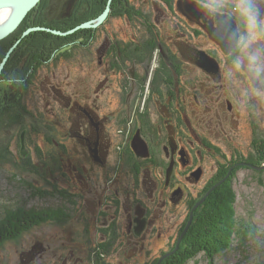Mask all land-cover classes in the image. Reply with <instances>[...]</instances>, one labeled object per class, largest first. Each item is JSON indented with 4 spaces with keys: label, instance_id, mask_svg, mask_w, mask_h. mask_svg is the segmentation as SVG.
Listing matches in <instances>:
<instances>
[{
    "label": "rangeland",
    "instance_id": "obj_1",
    "mask_svg": "<svg viewBox=\"0 0 264 264\" xmlns=\"http://www.w3.org/2000/svg\"><path fill=\"white\" fill-rule=\"evenodd\" d=\"M210 1L214 2L213 0ZM215 1H224L228 7L231 5L234 13L232 18H226L224 29H220V36L225 39V42L223 41L225 44L222 46L228 43L226 47H234L232 41L236 39L237 35L241 36L243 43L241 52L236 56L233 70L224 68L222 71L221 84L224 86L223 89L218 88L217 91L223 93L225 97H232L233 101L239 104L240 117L237 118L235 114L234 121H232L229 118V113L227 112L225 115L221 110H218L219 115H221L217 116L211 101L208 100L207 104L211 111H202L201 120H204L203 123L207 122L209 128L207 125L203 126L204 128L199 126L194 133L198 137L202 136L209 140L213 146L224 149L226 153L223 155L227 159L232 156H230L229 150L233 148L243 154L245 158H249L247 161L250 164L233 168L230 174L227 164L224 173L221 175L222 179L215 180V185L207 196L232 176V188L235 193V218L240 227L244 225L254 226L257 229V236L249 240L244 246H238L234 242L232 248L218 255L213 263H210L203 254H199L187 264H264V168H262L264 162L262 166H253L251 161L255 160L256 156L254 157L253 153L249 152L252 126L256 128L258 133L257 151L259 146L263 147L264 143V79L260 76V71H264L261 62L264 60V44L262 49L257 45L262 39L264 41V37L261 38L257 32L254 13L249 2H236L235 4L234 2L230 3L232 0ZM96 2V0H40L38 5L29 12V18L32 22L35 20L34 15L37 16L36 22L30 25L31 21L28 23L29 19L27 20L26 17L10 37L17 40L21 38L20 45L23 39L33 33L22 36L29 28L46 27L49 24L62 23V21L71 18L76 19V21L82 20V23L79 22L70 30L87 23L95 24L96 27L92 25L78 30L96 29L106 23L103 28L106 29L109 36L112 35L113 30L115 32L121 30L122 34L125 30L129 31L121 20L109 18L112 0L110 2L107 0L99 6L96 5ZM85 4H87V8L84 6ZM178 7L186 18L195 17L204 12L201 3L197 0H178ZM104 13L106 16L102 19L101 16ZM241 22L245 24L241 26ZM67 31H63V33ZM44 48L48 51L51 50V47L48 46H44L43 50H45ZM95 48L94 44L91 47L81 46L79 42L75 50L73 46H65L61 52L67 51L68 54L60 56L58 59H50L37 66L33 72L27 71L24 74V78L27 77V84L24 86L26 91L22 98L25 109L23 124L30 131L28 138L26 130L20 132L12 126H1V120H5L9 115L15 117L17 113L15 108L11 106V99H5L8 106L0 109V150L3 149L1 148L3 146L4 149H8L9 154L0 156V217L6 207L24 206L34 210L53 209L50 211L57 212L56 218H59L58 216L62 213L58 211L63 209L62 206L65 203L68 209L72 207L64 199L72 193L84 195L82 212L87 217L93 216L91 215L93 212V217L97 220L101 218L98 217L100 211L106 217L115 213L114 204L108 209L104 207V199L113 197L117 189L127 187V183L121 179L116 183V180H113L115 177L113 170H111L112 177H106L107 172L111 169L110 163L114 159L112 148L105 157H102L93 147V149L91 148L92 152H89L90 157L88 153L84 154L83 148L77 144V139L72 134L78 133V124L82 118L74 103L78 102L81 107L90 108L100 119L110 117L111 120L107 119L104 129L105 133L110 134V139L114 141L115 136L121 130L123 131V128L119 127V123L130 122L132 113L135 112L134 105L137 103L135 96L132 95L134 89L131 90L129 96L127 95L129 93H126L127 97L123 94L126 90L124 89L127 85L126 82H129L127 87L129 88L135 86L137 78H143V80L145 79V87H147V82L153 78L151 76L156 63L152 60L149 66L138 64L142 74L137 70L132 76L131 64L134 61L131 55L133 54H128L127 57L123 58L125 66H122L120 62H115L118 67L110 68L108 64H99L101 58L100 55L96 57ZM16 55H13L12 61L16 60ZM26 60L21 62L22 67L29 66V63L26 64ZM203 67L215 70L217 66L215 62L209 59ZM256 81L259 83L258 87L254 85ZM0 82L11 83L12 85L16 80H11L9 77L8 81L2 78L1 73ZM213 84L215 86L220 85L219 82ZM212 93L213 89L211 88ZM18 94L20 93L16 91L15 95L18 96ZM253 104H255L254 109ZM129 106L134 108L131 113L126 110ZM188 108L190 111V107ZM201 110L197 112L199 113ZM132 117L135 119V116ZM192 120L198 121L197 118ZM138 136L137 134L134 139V141L138 140L137 143L133 141L131 146L134 144L143 145L144 142L141 143L142 141ZM186 136L189 139L192 138V132L186 131ZM171 146L173 147V144ZM133 149L134 147H132ZM178 150L180 149L175 152L176 157ZM86 151L88 152V150ZM133 152L138 158L149 156L148 148L144 151L140 147L139 150H133ZM144 152L147 153L146 156H142ZM96 153L104 163L103 166L100 165L99 161H95ZM161 155L165 158L164 150H161ZM180 157V160L183 161L186 153L180 154ZM210 163H213L212 159L209 160L208 165ZM80 165L83 170L79 168ZM205 166L208 170L206 163ZM180 168L170 164L167 168V174L170 172L178 174ZM210 171L211 168H209ZM200 173V170H197L193 174L198 177ZM153 177L158 178V174H153ZM178 178L184 182L180 176ZM132 186L128 185V188L131 190ZM132 192L133 195L129 198L130 200L134 201L136 198L146 205L144 209L145 220L143 217L141 218V223H138L137 227L135 226L136 229L132 231L134 238L131 237L127 243L122 244L119 241L116 244L100 243V236H105L101 231L109 228L108 223L103 221L102 224L97 220V224L84 226L78 222V218H74L75 215L71 210L66 211V214L70 216L66 225L60 226L50 223L51 225L39 227L44 223L42 222L40 225L37 224L36 227L38 228H35L34 224L17 238L2 242L0 244V264H163L162 262L166 259L164 255L168 252L161 257L158 255L162 249H166L168 246L166 231L169 230L157 229L154 232L148 229L151 224L149 221L156 216L155 223L157 225L163 222L165 227L176 226L177 228V226H182L179 238L174 243V246H177L186 234L183 231L185 228L187 229L190 217L187 222H183L187 215L181 207L183 201L176 207L169 204L161 210L156 206L157 202L154 201L160 198L156 193L157 191L149 196L150 189L147 190V187H143L140 183L139 189L135 188ZM62 193H66L67 196L63 198ZM118 200L121 202L125 201L126 198L119 194ZM132 204L130 202V205ZM171 207L174 209L171 210ZM134 208H130L131 212L137 216V209L144 207ZM168 216L169 220L167 221ZM47 217L52 218L49 216V212ZM146 224H148V228L144 227ZM84 228L89 230L90 245L77 238L79 231V235L84 233ZM158 234H160V238L157 237Z\"/></svg>",
    "mask_w": 264,
    "mask_h": 264
},
{
    "label": "flooded vegetation",
    "instance_id": "obj_2",
    "mask_svg": "<svg viewBox=\"0 0 264 264\" xmlns=\"http://www.w3.org/2000/svg\"><path fill=\"white\" fill-rule=\"evenodd\" d=\"M96 1L97 6L105 2V0ZM197 1L201 3L204 12L195 17L186 18L178 7V0H112L109 18L121 20L129 31L125 30L122 34V31L118 28L119 32L113 30L111 32L112 35L109 36L106 29L103 28L105 23L96 29L88 30L82 34L84 38L76 41L81 46L91 47L94 44L96 46L94 49L96 57L100 55L101 58L99 64H108L110 68L118 67L115 62H120L122 66H125L123 58L127 57L128 54H133L131 55L134 61L131 64L133 68L131 69L132 76L135 75L134 73L137 70L141 73V67L138 64H147L149 66L152 60L156 63L151 76L153 78L147 82V87H145V79L143 80V78H137L135 86L133 85L129 88H127L129 82H126L127 85L124 87L126 90L123 94L127 97V95H130L131 90L134 89L132 95L135 96L134 98L137 101L134 105L135 110L133 106L127 107L126 110L129 113L134 110L135 112L132 113V116H135V119L131 116L129 123L118 124L120 128H123V131L121 130L115 136L114 141L110 139V134H106L104 129V124L107 119L111 120L110 117L100 119L90 108H83L78 102L74 103L82 118L78 124V133L72 134L77 139V144L83 148L84 154L91 153V148L93 149L94 147L95 151L99 152L102 157H105L112 148L114 159L110 163L111 169L107 172L106 177H112L111 170H113L115 175L113 180H116V183L120 179L127 183V187L117 189L113 197L104 199V207L108 209L114 204L115 213L107 217L101 211L98 214V217L101 218L97 220L102 224L104 221L109 225L107 230L101 231L105 236H100V243L116 244L119 241L124 244L131 237L134 238L132 231L136 229L135 226L137 227L138 223H141L142 217L145 220L144 209L146 205L136 200V198L134 201L129 198L133 195V189H139L140 183L143 187H147V190L150 189L149 196L157 191L156 193L160 198L154 201L157 202L156 206L161 208V210L169 204L176 207L183 201L181 207L183 212L187 214L183 222H187L191 212L194 215L197 207L205 201L206 196L213 185H215V180L222 179L221 175L224 173L227 164L229 165V174L233 171V168L250 164L247 161L249 158H245L235 148L229 150L230 156H232L227 159L223 155L226 153L224 149L213 146L209 140L202 136L198 137L194 133L197 127L201 126L204 128L203 126L207 125V122L203 123L204 120H201V112L211 111L207 104L208 100L209 102L211 101L212 108L215 109L217 116L221 115L218 113V110H221L225 115L228 112L232 121H234L235 114L237 118L240 117L239 104L233 101L232 97H225L223 93L221 94L220 91H217L218 88L223 89L224 86L221 84L223 79L222 71H224V68H234L236 56L241 52L243 45L241 36L237 35L236 39L232 41L234 47H226L228 43L222 46V44H225V39L220 36V29H224L226 18H232V15H234L231 5L228 7L224 1ZM232 2L235 4L236 2L250 3L257 32L263 38L264 0H232L230 3ZM84 6L88 7L87 4ZM36 15L38 14L36 13ZM34 19V22H36L37 16ZM244 24L241 22V26ZM77 43L73 45L74 50ZM263 44L264 41L262 39L257 45L262 49ZM148 53H150V56ZM60 56L63 55L60 54L57 59ZM209 59L215 62L217 66L215 70L203 67ZM261 62L264 66V60ZM260 76L264 79V71H260ZM216 82H219L220 85L215 86L213 83ZM254 85L258 87L259 83L256 81ZM211 88L213 89L212 94ZM261 89L263 90V87ZM126 93L129 94L126 95ZM15 94L16 90L13 87L9 88V84L2 82L0 85V109L8 106L5 100L8 98L11 99L12 108H15L17 99ZM252 106L254 109L255 104ZM188 107H190V111ZM200 109L202 110L198 113L197 111ZM191 117L192 119L197 118L198 121H193ZM186 131L192 132V138L189 139L186 136ZM251 133L249 152L253 153L255 157L259 141L256 128L253 126L251 127ZM137 134L139 135L138 138L148 148L149 156L147 158H138L132 150L131 145ZM111 144H113V147H111ZM171 144H173V147ZM177 149L180 150L177 151L176 157L175 152ZM161 150H164L165 158L161 155ZM97 153L95 161H99L100 165L103 166L104 163L99 159L100 156H97ZM182 153H186L183 161L180 160V154ZM89 156L91 157L90 154ZM210 159H212L213 163L208 165ZM176 160H179L178 164ZM170 164L177 166V168H180L178 165L182 166L180 172L178 174L176 172L167 174V168ZM79 168L83 170L81 165ZM209 168H211L210 172ZM197 170L201 172L198 177L193 174ZM156 173L160 179L153 177V174ZM177 175L184 182H181ZM128 185H133L134 187L132 186L130 190ZM119 194L125 197L126 200L120 202L118 200ZM68 195L69 197L64 198L67 194L62 193V197L72 207L68 209L65 203L62 206L63 209H59L63 213L58 216L59 218L53 215L52 218H48L42 225L38 224L40 225L39 227L51 224L66 225L70 219L66 211L71 210L75 215L74 218H78V222L84 224V226L98 223L96 218L93 217V212L91 213L93 216L89 217L82 212L84 208L82 202L85 200L84 195L79 193ZM130 202L133 204L130 205ZM151 204L155 206L153 203ZM141 206L144 208H139ZM195 206L196 208L194 209ZM131 207H135L134 209L139 208L137 209V216L132 214ZM48 209H45L46 216L50 210H53ZM172 209L174 208L171 207ZM155 218L157 219L156 216H154ZM154 219L149 221L151 222L149 228L148 224L144 225V227L154 232L157 229L161 231L169 230L166 231L168 246L160 251L158 257H161L174 248V243L179 238L182 226H177V228L176 226L165 227L163 222L157 225L155 223L156 219ZM166 219L168 221L169 216ZM36 226L34 227L38 228ZM79 232L77 238L84 240L86 244L90 245L88 228L81 235H79ZM157 237L160 238V234Z\"/></svg>",
    "mask_w": 264,
    "mask_h": 264
},
{
    "label": "trees",
    "instance_id": "obj_3",
    "mask_svg": "<svg viewBox=\"0 0 264 264\" xmlns=\"http://www.w3.org/2000/svg\"><path fill=\"white\" fill-rule=\"evenodd\" d=\"M29 17L30 13L26 19H29L28 23L31 21L29 24L32 25L33 22ZM81 21L71 18L62 21V23L55 22V24H49L46 27L63 32L72 29ZM87 31L84 29L78 30L67 36H57L49 32L35 31L22 40L13 54L14 56L17 54L16 60L12 61V55L2 72V78L8 81L9 77L11 80H16L12 85L9 83V88L14 85L13 89L20 93L17 96L15 106V110L17 111L16 116L9 115L5 120H1L2 127L3 125L6 127L12 126L20 132L26 130L27 138L29 137L30 131L23 124L25 109L22 98L26 91L24 87L26 86L24 74L27 71L33 72L37 66L50 59L57 58L60 54H68L67 51L61 52L62 49L65 46L75 45L77 40L84 38L82 34ZM9 37L0 41V63L8 49L17 40L16 38ZM44 46L51 47V50L48 51L45 48L43 50ZM35 47L39 49H35ZM148 55L150 56V53ZM25 60L26 64L29 63V66L22 67L21 62ZM12 73L15 74L12 75ZM1 148L3 149L0 150V156L9 154L8 149H4L3 146ZM257 152L256 159L252 160L251 163L253 166L259 167L264 162V143L263 147L259 146ZM230 177L232 178V176ZM231 178L224 181L197 207L189 229L177 247L175 245L169 252L170 255L164 259L163 264H187L199 254H203L210 263H213L218 255L230 250L234 242L238 246H244L249 240L257 236V229L254 226L249 227L248 225H244L240 227L238 225V221L235 218V193L233 192ZM43 210L28 209L24 206H17L15 208L6 207L0 217V244L17 238L34 224L37 225L47 221L46 211ZM53 215L57 216V212L49 211V216L53 217Z\"/></svg>",
    "mask_w": 264,
    "mask_h": 264
},
{
    "label": "water",
    "instance_id": "obj_4",
    "mask_svg": "<svg viewBox=\"0 0 264 264\" xmlns=\"http://www.w3.org/2000/svg\"><path fill=\"white\" fill-rule=\"evenodd\" d=\"M40 0H0V9H5V8H13V12L10 14L8 20L6 23H4V25L0 26V41L4 40L6 37L10 36L20 25L21 23L24 21V19L27 17V15L29 14V12L38 5V2ZM110 2V0H109ZM106 16V13L103 14V16H101L102 19H104ZM93 25V24H92ZM91 23H87L84 25H80L78 27H76L73 30L67 31V32H60V31H56L47 27H31L29 28L26 32H24V34H22V36H26L27 34H30L31 32H35V31H46V32H50L54 35L57 36H67L69 34H72L73 32H75L78 29H82V28H87V27H91L92 26ZM93 27H96V25L94 24ZM20 40H17L7 51V53L5 54L4 58L2 59L1 63H0V76L2 73V70L4 68L5 63L7 62V60L9 59L10 55L12 54V52L16 49V47L19 45ZM214 69V68H213ZM138 140H135V143H137ZM143 143V142H141ZM132 147H134L133 150H139L140 147L141 149L144 151L147 149L146 145L143 143V145L139 146V144H134ZM147 153L144 152L142 154V156H146ZM196 208V206L194 207V209ZM192 212L190 214V218L189 221L187 223V229L188 227L191 225L192 222ZM187 229L185 228V230L183 231V233H186ZM177 247V246H176ZM170 253L165 254L164 258H166L167 256H169Z\"/></svg>",
    "mask_w": 264,
    "mask_h": 264
},
{
    "label": "bare ground",
    "instance_id": "obj_5",
    "mask_svg": "<svg viewBox=\"0 0 264 264\" xmlns=\"http://www.w3.org/2000/svg\"><path fill=\"white\" fill-rule=\"evenodd\" d=\"M13 12V8L0 9V26L7 22L10 14ZM7 38V37H6Z\"/></svg>",
    "mask_w": 264,
    "mask_h": 264
}]
</instances>
